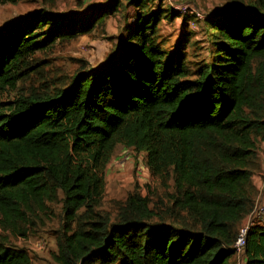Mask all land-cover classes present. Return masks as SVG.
I'll return each instance as SVG.
<instances>
[{
    "label": "trees",
    "instance_id": "1",
    "mask_svg": "<svg viewBox=\"0 0 264 264\" xmlns=\"http://www.w3.org/2000/svg\"><path fill=\"white\" fill-rule=\"evenodd\" d=\"M124 7L134 10L132 23L103 63L66 89L0 102V228L8 235L0 264H33L9 238L27 239L59 202L55 264H231L236 256L238 227L256 206L252 178L264 142V0L205 19L212 57L197 71L181 45L170 53L160 45L161 20L179 15L161 12L159 0L38 12L0 32V97L35 71L38 53L92 34ZM118 146L145 154L163 187L173 183L174 221L155 223L138 193L115 218L98 213ZM244 258L264 264V222L249 229Z\"/></svg>",
    "mask_w": 264,
    "mask_h": 264
},
{
    "label": "rangeland",
    "instance_id": "2",
    "mask_svg": "<svg viewBox=\"0 0 264 264\" xmlns=\"http://www.w3.org/2000/svg\"><path fill=\"white\" fill-rule=\"evenodd\" d=\"M106 1L22 0L17 4H0V32L38 12L81 15L91 6ZM256 1L159 0L161 12L164 14L174 12L179 15L161 20L158 32L159 43L169 53L176 51L181 45V55L188 62V67L191 71H197L203 64H208L212 57L213 49L209 42L211 32L205 19L212 12L231 10L227 8L230 5L254 6ZM191 11L201 12L203 19L197 20L195 15L190 13ZM133 16L134 10L124 7L92 34L75 41L58 43L47 51L38 53L33 59V65L37 66L35 71L19 83L16 91L0 97V102L12 100L21 94L66 89L75 74L81 70L93 69L106 60L120 39L126 35ZM192 22L195 25H192ZM104 181L105 192L98 213L115 218L127 197L138 193L150 200V208L155 213V223H159V217L167 223L174 221L169 198V195L174 193L173 183L170 182L167 187H163L151 177L145 154H136L132 149L118 146L106 168ZM252 185L256 191L254 205L264 203V142L260 141ZM61 206L60 202L49 204V214L46 217L41 216L40 220L34 222L27 239L9 238L11 245L29 253L33 264H55L52 255L57 252V236L61 229ZM262 219L264 220V217ZM246 220L247 218L241 226L246 224ZM4 236L8 235L0 228V238ZM231 264H245V258L235 256Z\"/></svg>",
    "mask_w": 264,
    "mask_h": 264
},
{
    "label": "built area",
    "instance_id": "3",
    "mask_svg": "<svg viewBox=\"0 0 264 264\" xmlns=\"http://www.w3.org/2000/svg\"><path fill=\"white\" fill-rule=\"evenodd\" d=\"M190 13H193L197 20L203 19V14L201 12L191 11ZM191 24L195 25L194 22H192ZM263 217H264V203L256 204L253 211L247 217L246 224H243L242 227L239 229V232H238L235 244H234V250L236 252L237 257H240V258L244 257L247 233L249 229L255 224H262L264 222V220L262 219Z\"/></svg>",
    "mask_w": 264,
    "mask_h": 264
}]
</instances>
